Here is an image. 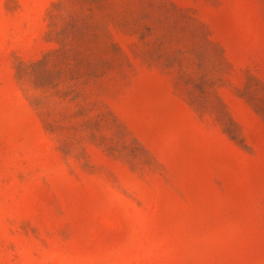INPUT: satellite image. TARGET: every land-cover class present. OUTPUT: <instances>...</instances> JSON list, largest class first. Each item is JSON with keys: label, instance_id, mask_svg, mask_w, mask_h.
I'll return each mask as SVG.
<instances>
[{"label": "rangeland", "instance_id": "374dc122", "mask_svg": "<svg viewBox=\"0 0 264 264\" xmlns=\"http://www.w3.org/2000/svg\"><path fill=\"white\" fill-rule=\"evenodd\" d=\"M0 264H264V0H0Z\"/></svg>", "mask_w": 264, "mask_h": 264}]
</instances>
